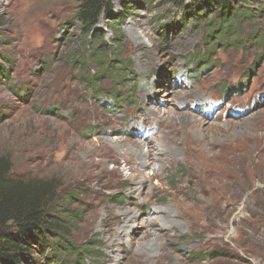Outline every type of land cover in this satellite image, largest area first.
Segmentation results:
<instances>
[{
    "label": "rangeland",
    "instance_id": "374dc122",
    "mask_svg": "<svg viewBox=\"0 0 264 264\" xmlns=\"http://www.w3.org/2000/svg\"><path fill=\"white\" fill-rule=\"evenodd\" d=\"M78 4L0 0V157L11 176L54 180L60 197H76L83 264H264V0L247 2L257 17L240 34L195 19L192 0H111L97 28L121 73L91 60L98 43ZM172 120L198 152L161 170L165 149L144 170L161 174L137 182L131 142L161 149ZM130 208L113 242L111 217ZM162 209L179 212L183 229L149 226L167 233L158 241L143 224Z\"/></svg>",
    "mask_w": 264,
    "mask_h": 264
},
{
    "label": "trees",
    "instance_id": "16d2710c",
    "mask_svg": "<svg viewBox=\"0 0 264 264\" xmlns=\"http://www.w3.org/2000/svg\"><path fill=\"white\" fill-rule=\"evenodd\" d=\"M110 1L78 0L75 17L84 36L98 43L91 52V60L100 73L117 70L121 73L125 68L118 67L120 60L112 47L105 44V33L97 28L110 9ZM248 1L192 0L190 12H195V19L203 18L206 24L211 21L220 29L234 26L240 34V26L250 25L257 17ZM211 12L213 18H209ZM116 31L120 36V31ZM79 63L87 62L79 60ZM82 71L89 75L85 68ZM11 169L10 161L0 157V264H83L90 250L73 243L72 231L80 216L68 205L76 197H60L54 180L16 178L11 176Z\"/></svg>",
    "mask_w": 264,
    "mask_h": 264
},
{
    "label": "bare ground",
    "instance_id": "6f19581e",
    "mask_svg": "<svg viewBox=\"0 0 264 264\" xmlns=\"http://www.w3.org/2000/svg\"><path fill=\"white\" fill-rule=\"evenodd\" d=\"M162 120L164 121L163 118H162ZM168 124H172L173 136L170 137L171 142H169L170 139L168 140V137H166L164 139L163 143H165V144H162L161 149H160V147L156 146L155 143H152L148 139V143L146 141V144H148V149L145 151L143 149L144 140H145L144 137H143V139L138 140V142H131L133 147H132V152H131L130 157H129V161L131 162L130 168L134 173L135 179H139L137 182H141V181L149 180V179L152 180L153 176H159L161 174L160 171H157L153 175L149 176L144 172V170L146 167L150 166V163L153 162L154 158H156V155L162 153V151H164L165 149H166V151H168V152H165L166 157L163 154H162V156H158V157H164V160H165L164 162H161L163 164L160 163L159 169H161V170H162V168H164L166 166V163L168 161H170V160L172 161L176 156H178L180 154H184L188 159L191 160L194 158V156L198 152L197 144H196V142H194V140H191L188 137L187 132L184 129L185 126L181 125L177 121L174 122L173 120L171 122H168ZM155 138H157V137H155ZM124 142H125V140H124ZM134 147H136V148H134ZM162 161H163V159H162ZM142 188L143 187L141 186L138 189V191L140 192ZM170 200H171V203L178 202V204H181V202L178 199V196H176V195L172 196V198ZM190 206H191V204H190ZM131 211H132L131 208L130 209H124L121 212V215H114L111 217V218H114L115 216H119V219L117 220V224L113 226V236H112L113 242L122 240L123 236L127 235L128 232H127L125 227H127L129 225V223L134 221V219H130L128 216ZM184 211L185 210H182V212H183L182 215H185ZM113 214L114 213L111 211L106 216V220H108V218ZM153 215L149 221H145V223L143 224V226L146 229V235L147 236H154L155 239H158V241H159L160 240L159 236L164 235L166 238V234H167L166 232H168V233L177 232V231H179V230L181 231V229H183V224L178 219L175 218L176 215H179V212L177 213L173 209H162L161 211L159 210L158 212L153 213ZM158 222H162V224L159 225ZM149 226H158L160 228V230H163L166 232H164V234L157 236V232L149 229ZM146 248H147L146 245L141 246L139 248V252H144L145 251L144 249H146Z\"/></svg>",
    "mask_w": 264,
    "mask_h": 264
}]
</instances>
